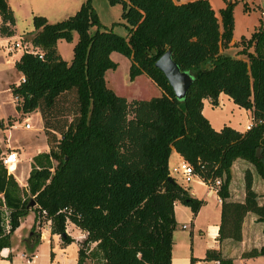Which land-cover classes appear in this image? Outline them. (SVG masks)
Segmentation results:
<instances>
[{"label": "trees", "instance_id": "1", "mask_svg": "<svg viewBox=\"0 0 264 264\" xmlns=\"http://www.w3.org/2000/svg\"><path fill=\"white\" fill-rule=\"evenodd\" d=\"M106 1L121 5L125 36L100 29L90 0H81L72 15L54 23L31 17L27 33L42 56L21 54L13 63L21 76L8 89L17 112L39 113L48 150L31 157L20 186L2 163L0 148V250L10 247L20 219L33 211L31 230L49 221V232L63 244L73 241L66 222L84 232L76 264H170L174 202L192 215L204 204L182 181L167 180L174 150L201 180L220 179L216 240L239 241L242 219L250 212L262 223V244L241 257L264 256V202H257L249 170L243 172V200H228L229 167L236 158L250 163L264 186V25L239 38L243 59L220 52L231 41V5L219 9L218 20L208 0ZM13 24L12 11L0 0V36H12ZM72 32L77 38L67 62L56 41L70 42ZM166 50L192 78L180 99L154 66ZM111 52L129 60L128 80L144 74L160 95L127 101L107 88L104 73L116 67ZM68 93L74 96L71 119L49 122L58 98ZM220 93L251 111L250 129L210 126L201 114L202 100L216 106ZM202 260L232 264L216 249H206Z\"/></svg>", "mask_w": 264, "mask_h": 264}, {"label": "rangeland", "instance_id": "2", "mask_svg": "<svg viewBox=\"0 0 264 264\" xmlns=\"http://www.w3.org/2000/svg\"><path fill=\"white\" fill-rule=\"evenodd\" d=\"M12 1L14 3L15 11L13 12L11 8L10 10L12 11L13 19L15 20V30L19 32L18 36L25 37L24 40H26L27 38H31L30 33H27L32 30L31 18L28 15L30 11L32 16H43L47 22L54 23L72 15L76 11V9H78L81 0ZM175 1L185 2L189 0ZM208 1L213 8L218 20L219 9L223 8L225 5H231L233 22L232 35L229 44L226 47L222 48L223 54L231 57H241L244 59L245 56L241 53H238V49H240V46L236 45L238 42L237 40H239L241 36L248 37L253 28L258 24L264 25V0ZM90 4L96 13L97 21L100 24V29L110 28L111 31L116 33L117 35H126L127 29L124 25V20L121 18L120 4L109 5L106 0H90ZM94 28L95 26H91L90 30ZM76 38V33L72 32V39L70 42H66L64 40L60 41L58 51L61 56L64 57L67 55H71L72 44L76 40ZM1 44L2 42L0 41V45ZM110 54L111 55H109V57L116 63V67L113 70L108 69L104 73V80L107 88L111 89L115 94L123 96L127 101L131 99H148L150 97L160 95L161 90L144 74L138 75L132 80H128L127 73L129 60L116 52H112ZM7 57L8 56H4V53L0 46V115H7L4 120H2V124H0V148L1 150H3V154L8 150H14L17 157L16 164L18 165L21 163H25L31 154L48 150V145L46 143L47 137L43 132L44 129L42 126V119L38 112L32 111L26 114H20V112L16 111L17 115L13 112L14 106L17 101L14 98L11 99L6 87L8 82L17 84L19 78L18 73L15 69H13L11 62H9L8 64L5 62V59ZM73 100V93H68L64 96V98H58L56 109H54V112L52 111V114L56 116H47L48 121L52 122L55 121L56 118H59L60 120H65L67 122V120L71 119L74 113ZM219 102H221V104L216 106H211L207 102L203 103L202 114L210 123V126L218 128L223 123L226 125H232L236 129H242L244 121H246V119H249V116H247L248 113H246L245 110L235 106L225 97H221V100H219ZM25 116L28 117V122L30 124L29 128H24L23 124H21L23 123L22 117ZM9 124L13 125V127H11L10 129L8 128ZM3 129H8L9 131L3 132ZM6 135L12 136L13 139L15 138L18 141L19 146L17 145L18 147L10 148L5 147L4 145L6 144ZM172 173L175 175V179L178 182L182 181L177 173ZM194 182L199 184L198 181L184 184L186 186H188V184L196 185V183ZM19 184L21 186L24 185V183L21 181L19 182ZM217 208L218 205L212 198L206 200L203 208V212H205V224L212 223V219L216 216ZM24 224L25 223H23V226L20 227V229L17 231V234H14V242L21 235H23L24 233L26 234L27 231V242H38L37 239L40 233L45 229V224L40 223L39 225H34L32 230L31 227H29L26 232ZM176 230L179 231L177 227ZM183 232H185V235L188 237V231Z\"/></svg>", "mask_w": 264, "mask_h": 264}, {"label": "crops", "instance_id": "3", "mask_svg": "<svg viewBox=\"0 0 264 264\" xmlns=\"http://www.w3.org/2000/svg\"><path fill=\"white\" fill-rule=\"evenodd\" d=\"M5 1L8 7L11 8L12 11L14 12L15 9H14L13 1L12 0H5ZM172 1L174 3H181L175 0ZM28 15L30 16V18L32 17L31 11ZM15 26L16 25L14 20V24L10 26L11 29L13 30V35L9 37H16L19 35V32L15 30ZM6 38L7 37L5 36H0V41L2 42V44L5 42ZM61 40L62 39H58L56 41V49L58 54H59L58 46ZM220 52L223 53V49H220ZM67 56L63 57L60 55V57L63 60L68 62L71 59L72 52L71 55H69L68 57ZM13 58L14 61H16L19 58L18 54H16ZM14 61H8V63L11 62V65L13 67ZM17 73L19 78L21 75L19 72ZM12 83L13 82H8L6 87V89L10 94L11 99L12 96L8 89V84H12ZM221 97H225L226 99H228V101L232 102L230 98L220 93L218 94L217 97V105L221 104V102H219V100H221ZM204 102H207L209 104L207 99H203L202 107ZM243 110H245L246 113H248L247 116H249V119L248 120L246 119V121H244L243 128L236 129L229 124H227V126L239 132H244L243 130L244 125L251 121L252 114L249 109H243ZM13 112L17 115L15 108ZM201 114H202V108H201ZM6 116L7 115H0V121L4 120ZM23 118H26V120H28V117L26 116L22 117V119ZM223 125L226 124L222 123V125L218 128L212 126L211 127L214 130H219ZM2 131L6 132L9 130L3 129ZM5 142L6 144L5 145L3 144L5 147L10 148V147L19 146L18 141L15 138L13 139V137L9 135H6ZM36 153L38 152L31 154L25 163H21L18 165L15 164L14 170L9 171V173H11L14 176L18 184L21 181L24 183L23 186H25V180L30 169L31 157ZM181 161L182 158L180 157V155L176 153L174 150H172L168 157V175L170 177L175 178V175L172 173L173 172L172 168ZM246 169L249 170L251 173L252 189L257 195V202L258 203L264 202V186L262 184L260 177L255 173L250 163H247L246 161L240 158L234 159L229 167L230 180L228 183V194H229L228 200L237 201V202H241L243 200L244 197L243 172ZM196 185H189V184L188 186L185 185L187 187L188 193L197 199L203 200L204 204L206 200L212 198L215 201V203L218 205L216 216L212 219V223L205 224L204 221L205 212H203L204 204L198 209L195 215H192L190 209L187 206H184L177 201L174 202L173 217L176 223V227L179 231H177L175 227V229L172 232L170 264H217L216 261L202 260L206 249L218 250L222 257L230 258L232 264H264V256H256L250 258L241 257V253L246 252L251 248H259L260 245L262 244V233H261L262 223L256 220V216L250 212L245 213L241 222V229H240L241 239L239 241H232L230 239H222L221 241H217L216 236H217V228L219 223L220 200L217 197L216 192L208 191L205 188V186L202 185L201 183L199 184L196 183ZM33 218H34L33 211H29L25 216H23L20 219L19 226L13 231V233L10 236V247L2 248L0 250V264H76L77 250L79 247V243L83 240L85 236L84 232L81 231L79 228H77L75 225H73L71 222H66L65 232L73 239V241L68 244H63L58 235L51 234L49 232V221H45L42 222L43 224H45V229L40 233L37 239L38 242L29 243L26 240L28 234L27 229L31 227L33 223ZM23 223H25L24 228H25V232L26 231L27 232L26 234L24 233L23 235H21L14 242L13 236L14 234H17V231L20 229V227L23 226ZM182 225H184L185 227L182 228L181 227ZM183 231H188L189 233L188 237L185 235V232ZM93 245L94 244L92 243L90 247H92ZM9 253L11 254L10 260L7 259V255ZM190 257H193L194 261L191 262L189 260ZM85 264H89V262L87 261Z\"/></svg>", "mask_w": 264, "mask_h": 264}, {"label": "built area", "instance_id": "4", "mask_svg": "<svg viewBox=\"0 0 264 264\" xmlns=\"http://www.w3.org/2000/svg\"><path fill=\"white\" fill-rule=\"evenodd\" d=\"M24 38L25 37L22 36L7 37L5 42L1 44V49L4 53V56H8L5 59L6 63H8V61H14L13 57L16 54L20 56L23 53H29L32 55H36L38 58H41L42 56L41 51L37 47H34L28 38L26 40H24ZM22 120H23L24 128H29L30 124L28 120H26V118H23ZM254 123L255 120L252 118L250 122L244 125L243 130L246 131L250 129L254 125ZM12 126H13L12 124H9L8 128H11ZM1 159H2V163L6 167V170L9 172V166L15 165L17 162L16 152L13 150H8L4 152V154L2 152ZM199 161H200L199 158H196V162ZM172 171L179 175L183 183H191L193 181H198L199 183L204 185L208 191L217 192V189L220 185L219 178L201 180L195 173L192 165L183 160L179 162L174 168H172ZM181 227L184 228L185 226L182 225Z\"/></svg>", "mask_w": 264, "mask_h": 264}, {"label": "water", "instance_id": "5", "mask_svg": "<svg viewBox=\"0 0 264 264\" xmlns=\"http://www.w3.org/2000/svg\"><path fill=\"white\" fill-rule=\"evenodd\" d=\"M154 66L162 72L175 97L178 99L182 98L192 78L186 72L179 70L178 66L171 59L170 51L166 50L163 52L154 62ZM167 180L173 182L170 176L167 177Z\"/></svg>", "mask_w": 264, "mask_h": 264}, {"label": "bare ground", "instance_id": "6", "mask_svg": "<svg viewBox=\"0 0 264 264\" xmlns=\"http://www.w3.org/2000/svg\"><path fill=\"white\" fill-rule=\"evenodd\" d=\"M14 168H15V165H10V166H9V170H11V171H13Z\"/></svg>", "mask_w": 264, "mask_h": 264}]
</instances>
